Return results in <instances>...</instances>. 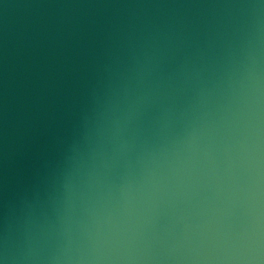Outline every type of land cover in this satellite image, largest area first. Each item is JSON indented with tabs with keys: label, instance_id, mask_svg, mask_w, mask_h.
Segmentation results:
<instances>
[{
	"label": "clouds",
	"instance_id": "9594fccd",
	"mask_svg": "<svg viewBox=\"0 0 264 264\" xmlns=\"http://www.w3.org/2000/svg\"><path fill=\"white\" fill-rule=\"evenodd\" d=\"M0 6V264H264V0Z\"/></svg>",
	"mask_w": 264,
	"mask_h": 264
},
{
	"label": "water",
	"instance_id": "95a60500",
	"mask_svg": "<svg viewBox=\"0 0 264 264\" xmlns=\"http://www.w3.org/2000/svg\"><path fill=\"white\" fill-rule=\"evenodd\" d=\"M22 0H3V3L5 4H19ZM17 12V9L15 8H4L0 6V30L3 29L5 23L14 16V14Z\"/></svg>",
	"mask_w": 264,
	"mask_h": 264
}]
</instances>
